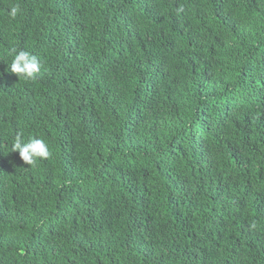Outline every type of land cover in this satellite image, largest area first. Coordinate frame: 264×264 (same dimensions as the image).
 I'll return each mask as SVG.
<instances>
[{
    "label": "trees",
    "instance_id": "trees-1",
    "mask_svg": "<svg viewBox=\"0 0 264 264\" xmlns=\"http://www.w3.org/2000/svg\"><path fill=\"white\" fill-rule=\"evenodd\" d=\"M0 264H264V0H0Z\"/></svg>",
    "mask_w": 264,
    "mask_h": 264
},
{
    "label": "clouds",
    "instance_id": "clouds-1",
    "mask_svg": "<svg viewBox=\"0 0 264 264\" xmlns=\"http://www.w3.org/2000/svg\"><path fill=\"white\" fill-rule=\"evenodd\" d=\"M11 11L15 15L18 9L14 7ZM10 54L13 59L9 69L18 78L33 79L41 71V63L28 51L13 48ZM12 152H17L26 165H33L51 155L49 146L43 139L33 137L25 142L20 135L14 139Z\"/></svg>",
    "mask_w": 264,
    "mask_h": 264
}]
</instances>
